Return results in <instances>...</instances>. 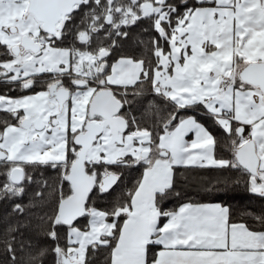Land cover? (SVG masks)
<instances>
[{
	"label": "snow or ice",
	"instance_id": "obj_1",
	"mask_svg": "<svg viewBox=\"0 0 264 264\" xmlns=\"http://www.w3.org/2000/svg\"><path fill=\"white\" fill-rule=\"evenodd\" d=\"M0 264H264V0H0Z\"/></svg>",
	"mask_w": 264,
	"mask_h": 264
}]
</instances>
